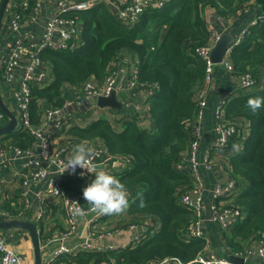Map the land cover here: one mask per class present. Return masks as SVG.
I'll return each mask as SVG.
<instances>
[{"label": "trees", "instance_id": "16d2710c", "mask_svg": "<svg viewBox=\"0 0 264 264\" xmlns=\"http://www.w3.org/2000/svg\"><path fill=\"white\" fill-rule=\"evenodd\" d=\"M254 2L257 0H171L160 10L144 13L132 29H126L106 6L100 5L76 14L82 22V43L77 49L41 52L40 58L49 66L53 81L31 90L29 119L33 126L41 122L38 100L48 104L47 108L61 109L65 85L78 88L91 79L102 82L123 51L137 57V83L157 87L147 98L150 128L125 118L116 129L105 115L90 116L85 112L79 114L74 126H63L64 133L59 134L83 142L99 141L112 157L128 158L130 168L112 174L128 190L126 212L138 224H158V230L147 229L145 240L135 247L77 253L69 259L59 257L55 264H152L166 259L199 264L194 262L199 256H208L207 240H194L187 234L196 216L178 204L179 196L195 187L187 153L194 140L199 96L206 76L205 63L196 51L213 42L206 10H215L222 17H238ZM260 7L253 18L256 22L241 31L246 34L229 56L232 70L226 75L229 84L225 91L228 95H240L215 106L213 115L216 121L217 110L222 106L224 123L239 122L241 130L229 138L226 147L219 149L229 153L228 176L243 189L238 195L226 197V207L241 214L224 234L225 245L234 255L246 253L254 243L264 244V107L256 113L247 107L249 98L264 97V3ZM248 72L256 85L262 83L261 90H239L241 79ZM211 79L212 83L213 73ZM204 109L200 120L204 119ZM243 133L245 141L237 149ZM2 137L11 138L13 144L24 150L35 142L33 136L22 130ZM211 148L215 150V143ZM87 185L81 180L62 183L68 197L81 195L84 208L90 207L82 195ZM141 200L143 207L139 206ZM1 209L14 213L9 201L0 205Z\"/></svg>", "mask_w": 264, "mask_h": 264}, {"label": "built area", "instance_id": "2783aa9c", "mask_svg": "<svg viewBox=\"0 0 264 264\" xmlns=\"http://www.w3.org/2000/svg\"><path fill=\"white\" fill-rule=\"evenodd\" d=\"M50 2L52 4L54 13L44 23V30L39 35H36L33 31H21L23 17L28 16V20L35 21V14L39 11L42 2ZM171 0H25L19 8H12L9 11L6 8V13L1 21L0 30V82H3L12 97L16 101L17 112L14 117L17 120V131H26L34 137L35 142L29 149H20L15 144L10 143L6 147H2L0 144V155L5 159L6 149H13L17 154H27L28 160L22 165L21 171L17 174L18 178L24 180V184L28 185L33 182H47V188L40 191L38 195L41 199L45 197L49 203L60 206L65 214V220L67 228L60 233V241L57 247L53 251V262L59 257L74 256L79 252L91 250L90 244L84 242L77 245L74 249L70 248L67 244L69 235L75 231L78 223L81 220L87 221L88 232L91 236L96 233L95 223L99 216L90 210V207L86 209L85 216H75L73 214L72 207L65 202V199L70 202H78L81 205L80 197L70 198L67 192L62 187V183L66 180H81L84 184L94 177V174L87 173L85 170L76 169L75 173L66 171L61 174L62 164L66 162L67 158L61 156L60 150L54 146V141L57 136H63L59 133L62 132L63 126H74L79 119L77 112L64 113L63 110L71 107L72 105H82L85 102L92 101L100 97H108L112 93L117 94L119 87L116 83V75L112 71H108L102 80V82H95L94 80H88L78 88H73V97L63 100V106L61 109H46V119L41 126H33L29 119V106L32 100L31 90L36 86H47L52 81L46 72V63L40 58L42 51H73L77 49L81 43V31L82 22L76 14L82 11H88L94 7L103 5L106 6L109 11L114 14L115 19L126 29L134 28L140 21L141 16L149 10H160ZM1 2V0H0ZM73 13V16L69 14ZM256 22V21H255ZM254 24V23H253ZM245 31L241 32L236 44L228 47L225 53L223 63L221 64L227 72L232 70L229 56L238 44L241 43ZM9 35H16V37L7 41ZM220 39L217 34L213 35V42L196 51V54L201 58L206 66L205 82L202 88V92L199 96L200 111L196 120V125L193 129L194 140L188 150L189 164L193 171V178L195 180V187L189 191H186L179 196L178 204L180 207L186 210H190L196 216V221L192 224L187 233L191 239L204 238L203 231L200 226V213L204 207V202L201 195L205 189L201 187L198 170L200 164L197 160V154L199 151L200 140V119L201 113L206 108L204 95L207 90V86L211 83L213 64L210 61V53L215 44ZM256 85L251 73H246L242 77L239 84V90H250ZM126 86L129 91L133 92L137 89H147L149 94H152L157 90V87L142 86L137 83L136 70L128 77ZM64 88V87H63ZM227 100L222 102V105L227 104ZM92 108H97L92 105ZM99 109V108H97ZM53 122L50 127V131L45 135L46 130L49 128V123ZM7 123V118L0 110V128ZM238 123H232L226 125L223 120V107H219L217 110V123L215 125L216 130L220 133V137L215 143V150L226 147L229 138L234 134H239L237 129L240 130ZM15 131V132H17ZM14 132V133H15ZM246 135L243 133L242 140H240L237 149L244 143ZM41 140L40 150L35 153L36 142ZM98 153L96 159L93 161L98 165L97 170L107 171L109 174H115L130 168V162L128 158H114L112 157L106 148L100 143H96L92 146ZM231 151V150H230ZM229 154V153H228ZM211 152L206 151L204 157V167L210 169L208 163L211 161ZM46 165L44 167L43 165ZM102 165L103 167H100ZM178 169H180L178 167ZM81 172H84L81 177ZM241 187L237 185L236 181L228 176V180L223 185H219L214 191H211L210 199L207 202V209L209 210L212 221L219 223L224 232H228L241 218V214L238 211H232L227 208V199L231 195H238L241 193ZM194 195H198L193 197ZM11 200V208L14 213L8 210H0V221L7 220H26L22 217L27 216V202H22L18 198H11L9 189L3 183H0V205L6 201ZM43 216L39 217L42 219ZM37 220L35 221V224ZM144 224V223H143ZM37 225V224H36ZM97 234V233H96ZM104 234V233H102ZM106 233L105 235H109ZM260 257H264V244L258 251ZM252 255L251 253H248ZM237 257L242 254H235ZM194 262L199 264H230L226 257L216 256L215 254H208V256H199ZM181 264L174 259H166L161 262H155L152 264ZM0 264H24L22 255L10 244L6 237L0 231Z\"/></svg>", "mask_w": 264, "mask_h": 264}, {"label": "crops", "instance_id": "0c3cea01", "mask_svg": "<svg viewBox=\"0 0 264 264\" xmlns=\"http://www.w3.org/2000/svg\"><path fill=\"white\" fill-rule=\"evenodd\" d=\"M24 1L25 0H10L7 7L8 10L6 11L11 10L12 8H19ZM256 3L257 2H254L251 7L246 8V10L242 12L243 14L238 17L237 15L236 17H222L218 16L215 10H206V21L208 23V27L210 28L211 35L213 36L214 34H217L220 38L228 36L231 39L230 46H232L238 39L237 37H239L241 31L255 22V19L253 18L255 17V12L259 10V5H256ZM53 13L54 10L52 4L47 1L42 2L39 11L35 14V21H29L28 16L25 15L22 21L23 26L20 30H26L29 32L33 31L36 35H39L44 30L45 21L48 20ZM15 37L16 35H9L7 37V41H11ZM137 62V57H135L134 54L129 51H123L117 57L116 61L110 66L109 70L115 73L116 83L120 89L116 94V98L122 106L120 111L117 112L109 108L97 109L92 108L91 106L85 112H89L90 116H94V114L97 117L100 114L105 115L111 125L116 129H119L118 127L121 126V122L122 120H125V118L132 119L134 122L138 123L139 126L150 128L151 121L149 117V105L147 103V98L149 96L148 90L137 89L131 92L126 89V81L134 70L137 69ZM45 65L47 75L50 77V80L53 81L51 70L47 64ZM212 70L213 81L207 86L206 90V99H208L207 101L209 104L207 108H205L206 110L204 109V119L200 120L199 123L201 131L199 140V155L197 156L198 163L200 164V168L198 170L199 181L201 187L205 189L204 193L201 195V198L204 199L203 205L205 208H203L200 213V226L204 237L207 240L206 253L226 257L227 260L232 263H237L238 261L236 259H241L243 264H264V257H260L258 253L261 247L258 243H254L250 249L246 247L248 251L239 257L230 253L224 242V230L220 227L219 223H215L212 220L207 219L205 215L206 212H209L207 209V202L210 199L211 191H214L219 185H223L224 182L228 180L227 169L229 168V155L211 148L220 137V133L215 128V122L217 120L214 121L213 118L215 106L217 107L218 105H221L224 100H233L240 95L238 93L233 94V92L228 95V92L225 91V88L229 84L225 80L228 72L225 71L221 64L214 65ZM262 88L263 86L261 83L259 85H255V87L251 89L252 91L247 93L258 91ZM72 90L73 87L65 85L62 89L63 99L72 98ZM0 98L2 104L9 109L12 114L16 115V101L3 82H0ZM36 103L42 107L41 113L39 112L41 122L38 125L41 126L46 119V108L48 107V104H43L42 100H38ZM240 122L243 123L242 121ZM10 143H12L11 138H4L0 136V144L2 147H6ZM81 143H83V141L63 135L55 138L54 146L63 150L61 152L62 157L68 158L73 153L75 146ZM96 143L102 144L99 141H89L87 142V145L92 147ZM209 150L211 151V158L214 159L212 169L205 168L203 163L205 153ZM27 160V154H17L13 149H6L5 159L0 155V183H3L6 188L9 189L11 198H18L23 203L27 202V216L22 218L32 221L33 223L37 220V225H35L37 227L41 243V264L50 263L53 261V251L59 244L60 233L65 231L67 228L65 214L60 206L49 203L48 199L45 200V197L41 199L38 195L40 191L47 188L46 181L33 182L25 185L24 180L18 178L17 174L21 171L22 165ZM196 196L198 195H194L193 197ZM9 204L11 205V200L9 201ZM40 216H43V218L39 219ZM136 220L137 219L135 218H131L127 212L120 215L99 216L94 229L97 233H94V235L97 236H91L90 234H92V232L90 234L88 232L87 221L81 220L75 231L69 235L67 244L72 249L84 242L90 244L91 250L79 252L78 254L120 251L127 247H135L140 244V242L142 243L145 240L147 229L157 231L159 228L158 224L153 226L152 224L147 225V223L142 224V222L141 224H138L136 223ZM112 221L116 222L114 223V226L111 227L110 225L113 224ZM105 232L110 234L105 235ZM1 233L22 255L24 264H34L33 247L31 239L26 232L21 230H7ZM248 253H251L252 255H249ZM63 257L67 259L70 258V256ZM55 262H53V264H55ZM59 264L65 263L63 262ZM100 264L109 263L102 262Z\"/></svg>", "mask_w": 264, "mask_h": 264}, {"label": "clouds", "instance_id": "9594fccd", "mask_svg": "<svg viewBox=\"0 0 264 264\" xmlns=\"http://www.w3.org/2000/svg\"><path fill=\"white\" fill-rule=\"evenodd\" d=\"M247 107L253 113L258 112L264 107V97L249 98ZM97 155L98 153L95 149L88 146L87 142L76 145L66 162H61V174L66 171L75 173L77 168L94 174L95 179L82 190L83 199L90 206V210L98 216L123 214L129 208L128 190L125 184L115 176L109 174L107 171L97 170L98 165L93 162ZM80 175L83 177L84 172H81ZM65 202L72 207L75 216L86 215V209L80 206L78 202H70L67 199H65ZM139 206H144L142 200Z\"/></svg>", "mask_w": 264, "mask_h": 264}, {"label": "water", "instance_id": "95a60500", "mask_svg": "<svg viewBox=\"0 0 264 264\" xmlns=\"http://www.w3.org/2000/svg\"><path fill=\"white\" fill-rule=\"evenodd\" d=\"M261 2V0H258ZM10 0H1L0 2V30H1V21L4 16L5 10L9 5ZM231 39L228 36L221 37L218 42L215 44L214 48L212 49L210 53V61L213 65H220L223 63L226 50L230 46ZM92 105H95L97 108H109L113 109L114 111H120L122 109V106L120 102L116 98V94L112 93L108 97H100L97 99H93L92 101L85 102L82 105H72L71 107H68L63 110L64 113L68 112H77V113H83L88 108H90ZM0 110L3 112V114L7 118V123L2 128H0V136H5L11 133H14L17 131L18 123L14 115L10 112L9 109H7L1 101L0 98ZM53 125V122L49 123V128L46 130L45 135L51 130L50 127ZM40 144L41 140L38 139L36 142V150L35 153H38L40 150ZM46 167V165H43ZM206 217L209 220H212V216L209 212H206ZM7 230H21L26 232L32 243L33 247V254H34V264H41V243L39 238V233L37 231V227L35 223L29 220H7V221H0V231L4 232ZM233 258V257H232ZM236 259V258H234ZM238 262L234 264H243V261L241 259H236ZM231 262V261H230ZM232 263V262H231Z\"/></svg>", "mask_w": 264, "mask_h": 264}, {"label": "rangeland", "instance_id": "374dc122", "mask_svg": "<svg viewBox=\"0 0 264 264\" xmlns=\"http://www.w3.org/2000/svg\"><path fill=\"white\" fill-rule=\"evenodd\" d=\"M258 3V4H257ZM257 5H259V8H261L260 7V5H262L263 3H264V0H261V2H259L258 0H257ZM236 37H237V35H236ZM238 38V37H237ZM236 44V42L234 43V45ZM234 45H232V46H234ZM111 71V70H110ZM240 126V125H239ZM241 130H239V132H240ZM214 163V159L212 158L211 159V161L208 163V166L212 169V164ZM100 167H103L102 165H100ZM117 221V220H116ZM116 221H112V223L113 224H111L110 226L112 227V226H114V223L116 222ZM109 226V227H110ZM217 256V255H216Z\"/></svg>", "mask_w": 264, "mask_h": 264}]
</instances>
